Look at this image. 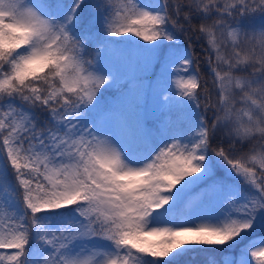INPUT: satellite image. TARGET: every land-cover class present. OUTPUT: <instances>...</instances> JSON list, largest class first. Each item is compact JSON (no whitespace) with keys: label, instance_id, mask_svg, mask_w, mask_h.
Returning <instances> with one entry per match:
<instances>
[{"label":"snow or ice","instance_id":"6c2138e0","mask_svg":"<svg viewBox=\"0 0 264 264\" xmlns=\"http://www.w3.org/2000/svg\"><path fill=\"white\" fill-rule=\"evenodd\" d=\"M257 229L264 0H0V264H264Z\"/></svg>","mask_w":264,"mask_h":264},{"label":"trees","instance_id":"16d2710c","mask_svg":"<svg viewBox=\"0 0 264 264\" xmlns=\"http://www.w3.org/2000/svg\"><path fill=\"white\" fill-rule=\"evenodd\" d=\"M257 233L264 234V230L259 229L256 231ZM232 252L237 253V248L233 249ZM222 255L219 253L214 254L217 264H221ZM207 258L208 255L205 253L193 252L182 258V264H206Z\"/></svg>","mask_w":264,"mask_h":264},{"label":"rangeland","instance_id":"374dc122","mask_svg":"<svg viewBox=\"0 0 264 264\" xmlns=\"http://www.w3.org/2000/svg\"><path fill=\"white\" fill-rule=\"evenodd\" d=\"M259 230V229H257ZM256 230V231H257ZM256 231L253 232L250 236H248L244 241L241 242V244L237 247V253H233L231 252V256H234V257H238L240 255V252H241V249L245 246V245H248L249 242H253V244L255 246H258V237H264V234H260V233H257L256 234ZM223 255H227V254H223ZM223 255H222V259H223ZM247 255V254H246ZM222 259H221V264H222ZM248 259L251 260V257L250 255L248 256Z\"/></svg>","mask_w":264,"mask_h":264}]
</instances>
